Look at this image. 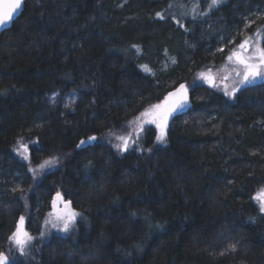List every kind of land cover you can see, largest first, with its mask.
Wrapping results in <instances>:
<instances>
[{
    "label": "trees",
    "instance_id": "16d2710c",
    "mask_svg": "<svg viewBox=\"0 0 264 264\" xmlns=\"http://www.w3.org/2000/svg\"><path fill=\"white\" fill-rule=\"evenodd\" d=\"M243 1V17L257 13L248 35H264V0ZM233 3L209 11L199 30L185 0H25L0 34V252L9 264H264V212L253 199L264 188V80L234 96L200 81L239 40L224 43L243 22ZM199 33L210 43L223 35L226 46L212 52ZM149 46L164 67L145 61ZM181 83L191 104L170 118L163 145L153 127L140 150L108 142ZM68 88L79 92L75 108L47 106V93ZM57 193L81 215L65 235L44 238ZM21 216L34 235L23 254L9 239Z\"/></svg>",
    "mask_w": 264,
    "mask_h": 264
},
{
    "label": "snow or ice",
    "instance_id": "6c2138e0",
    "mask_svg": "<svg viewBox=\"0 0 264 264\" xmlns=\"http://www.w3.org/2000/svg\"><path fill=\"white\" fill-rule=\"evenodd\" d=\"M23 0H0V26L6 25L13 19L14 13L22 6ZM220 0H210L209 8L216 7ZM195 11V9H193ZM159 16L160 13H157ZM259 41H252L250 38L244 39L239 45L233 49L227 56L228 61H234L235 67L233 71L235 76L238 77V81L234 82V86L231 91L228 90V85L224 84L225 95L234 96L239 90L241 85L252 84L255 80H264V46H258ZM134 48L138 46L133 45ZM145 72H151V69L147 65H141ZM203 79L208 83L212 84L213 87L219 85L215 82V77L211 75L200 74ZM229 77L226 75L222 79L227 80ZM188 103L187 100V89L185 85L181 84L175 92H170L164 101L158 104L151 105L149 109H146L141 113L137 120L140 122L138 127H133V122H130V127L133 130L127 135L116 136V143L114 147L120 151L124 152L135 144L139 138V132L143 131L144 124H155L157 129H159V135L156 139L160 142H166V128L168 126V118L177 110L184 108ZM96 137H89L88 141H81L80 144L83 145L87 142L94 141ZM80 147V145H77ZM22 154L27 152V145L20 144L17 148L18 152ZM27 159V156L24 157ZM56 163L53 160H46L42 164L38 165L40 170H43L46 166H50ZM35 174L36 169H32ZM57 198H60V193H57ZM253 199L260 202V210L264 212V188H261ZM55 204V201H53ZM70 203V202H69ZM81 215L75 211H66L64 214L56 216V219L52 221V227H58L59 223L62 222V231L68 232L70 225L73 223L77 216ZM24 217L21 216L17 224L16 231L12 233L9 239L19 248L21 254H23L25 246L33 238L31 235L23 229ZM43 236L44 234L41 233ZM235 247L234 245L232 246ZM0 264H9L8 257L3 252H0Z\"/></svg>",
    "mask_w": 264,
    "mask_h": 264
},
{
    "label": "rangeland",
    "instance_id": "374dc122",
    "mask_svg": "<svg viewBox=\"0 0 264 264\" xmlns=\"http://www.w3.org/2000/svg\"><path fill=\"white\" fill-rule=\"evenodd\" d=\"M224 1L225 0H220L219 4L217 6H219ZM185 2L187 3V6H186L187 10H186L185 16L187 18H192L193 19L192 21H190V24L197 23L199 30H202L203 27H208L209 24H210V18H211L209 11H211L213 8H214V10L216 9L215 7L209 8L210 0H185ZM242 6L247 7L248 5L243 0H235V3H233V6L231 7L234 10L233 15L237 14V16H240L243 19V22L241 24H239V25H232L231 31L233 30V31H235V33H234V35H232L230 37L229 41H225L224 42L223 35H218L216 37V41L217 42L216 43H213V42L210 43L211 38L210 37H204V33L203 34L199 33V36H198V37H200L199 41L203 42V44L205 46H210V44L213 45L214 47H213L212 52H218V51L222 50L224 48V46H226V45H223L224 43L233 44L234 43L233 40H234V37L236 35H239V40H238V42L236 43V45L234 47H231V50L235 49L236 46L239 45L242 40L248 39V38H250L252 41H259L258 46H263L262 42H263V39H264V35L262 34V30H261L262 28H258L256 31L253 32V34H249V35H248L249 32L246 31L247 27L252 25L253 22L255 21V18L257 17V13L253 12L252 10H250L247 14L245 13L246 15L243 17L244 14L242 12L244 10L240 9V11H239V9H238V7L241 8ZM199 7H200V11H201V14H200L201 16L196 18L194 13H196V11L199 10L198 9ZM193 9H195V11H193ZM159 13H160V15H159L160 18L159 19L163 18V16L166 15V12H162L161 11ZM171 21L175 22L174 18H171ZM220 42H224V43H220ZM176 46L178 47V44ZM181 50H182V48L180 49V51ZM156 53H154V50H152V47L149 46L148 51L145 54V61H147L148 63L152 64L151 62L153 60H155L154 64H152L151 67L152 68L153 67L154 68H162V67H164L163 60H164L165 56H164V54L162 55V54H156ZM181 54H182V57L184 58V62H185L184 52H181ZM234 67H235L234 61H231V62L230 61H226L224 64L220 65L218 67V69H213L212 68V69H208L209 71L207 69L205 71H202V73H204L205 75H211V76L215 77V82H216L217 85H219L217 87H213L212 84L208 83L203 78H200V81L203 82V84H205V85H209L210 87H213L214 89L219 90L220 93L225 95L224 84H227L228 85V90L231 91V88L234 86V82L238 81V79H239L238 77L235 76V73L233 71ZM226 75L229 78L225 81L222 78L224 76H226ZM179 86L180 85L175 86L173 89H171L162 98V100L160 102H158V103L163 102L165 97H167L170 92H175L179 88ZM186 88H187V100H188L187 105L184 108L179 109L176 112H174L168 118V122H169L170 118L173 115L186 110L190 106V104H191L190 96H189L190 84H187ZM45 101H46L47 106H49V108L73 109V108H75L77 106V104L79 102V92H78V90H76L74 88H68V89H65V90H58V91L50 92V93L46 94ZM158 103H155V104H158ZM140 115L141 114L137 115V117H135L131 121V122H133V127H138L139 126L140 122L137 120V118H139ZM133 127L128 126L127 131L125 133H123V134H120V135H127L130 131L133 130ZM148 127H153L155 129V135H154L155 144L159 145V146L164 144V142L157 141V139H156L157 135H159V129H157L156 125L155 124H144L143 125V131L139 132V138H138L137 142L135 144H132L131 147H129L130 149L131 148H136V149L140 150L141 148L144 147L143 140L147 138V135L149 137L151 136L148 133L149 130H150V128H148ZM112 139H113V141H112ZM108 142H112L113 144L119 143V141L116 140V136L110 137ZM20 154L22 156L25 155L24 153L22 154V150H21ZM21 155L18 154L19 157L24 158ZM32 169L40 170L38 168V165L34 166V167L30 166V170L31 171H32ZM53 201H55V204L53 203ZM256 201H257L258 206H259L260 202L258 200H256ZM40 205H41V203L38 202L37 206H35L34 213H33L34 216H39L37 210L40 207ZM66 211H75V210L72 208V206H71V204L69 203L68 200H65V199H63L61 197L58 199L57 196L53 197L52 201H51L50 210H49L46 218L43 220L42 225H41V229L40 230H41V233L44 234L43 236L41 235L42 237L47 238V237H49L52 234L65 235L67 233V232L62 231V228H63L62 222L59 223L58 227H56V228L52 227V221H54L56 219V216L60 215V214H64ZM76 218H75V220H76ZM74 221H73V223H74ZM73 223L70 225L69 231L71 230V227H72ZM33 224L38 226L39 223H38V221H34ZM24 230L26 232H28V233L31 232V229H29V230L24 229ZM31 237L33 238L34 235L31 236Z\"/></svg>",
    "mask_w": 264,
    "mask_h": 264
},
{
    "label": "water",
    "instance_id": "95a60500",
    "mask_svg": "<svg viewBox=\"0 0 264 264\" xmlns=\"http://www.w3.org/2000/svg\"><path fill=\"white\" fill-rule=\"evenodd\" d=\"M24 3H25V0H23V2H22V6H21V7H20V8L14 13V15H13V19H12L9 23H7L6 25L0 26V34H1L2 31L8 29V28L11 26L13 20L16 19V18L20 15V13H21L22 10H23ZM181 84L185 85L184 83H181ZM181 84H180V85H181ZM185 87H186V86H185ZM186 89H187V88H186Z\"/></svg>",
    "mask_w": 264,
    "mask_h": 264
}]
</instances>
